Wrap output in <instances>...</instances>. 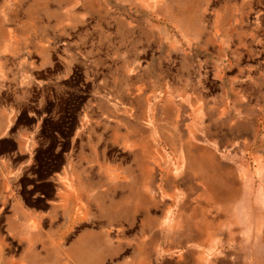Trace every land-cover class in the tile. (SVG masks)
Listing matches in <instances>:
<instances>
[{
    "label": "rangeland",
    "instance_id": "374dc122",
    "mask_svg": "<svg viewBox=\"0 0 264 264\" xmlns=\"http://www.w3.org/2000/svg\"><path fill=\"white\" fill-rule=\"evenodd\" d=\"M217 82L226 117L251 128L238 138L241 233L216 245L203 219L171 226L185 186L160 178L185 173L172 150L186 130L166 142L153 109ZM77 185L97 199H69ZM85 246L86 262L73 256ZM29 252L34 264H264V0H0V264H32Z\"/></svg>",
    "mask_w": 264,
    "mask_h": 264
},
{
    "label": "crops",
    "instance_id": "0c3cea01",
    "mask_svg": "<svg viewBox=\"0 0 264 264\" xmlns=\"http://www.w3.org/2000/svg\"><path fill=\"white\" fill-rule=\"evenodd\" d=\"M198 95L202 96L201 99L196 97ZM158 105L159 108L156 110L154 108L153 113L158 115V121L160 122L158 127L161 130L162 137L166 138V142H169L168 138L178 129L181 132L185 130L187 132H185L187 136L184 133H182L183 137L181 136L184 138L182 139L183 145L172 150L174 153L182 152L186 154L185 173L176 172L160 178L161 182L185 186L184 207H179L172 221L182 220V217L185 216L186 222H188L189 215H191L193 224L196 219L204 220L203 229H199L198 232L206 233L208 242L213 241L217 245L224 241L226 237L229 240L234 239V233H241L240 220H231L233 217L232 209L233 207L235 209L236 203L240 200L238 194L240 188V144L238 138L241 128H251L250 120L234 122L230 117H226L225 87L224 84L219 82L216 85L213 83L202 88V91L201 89L195 90L194 95L190 96L186 93L183 99L172 95L163 97ZM198 137H202L204 141L201 143L197 139ZM190 138H192L191 142L194 147L191 152L192 156L194 155L197 159L203 160L201 162L202 167H198L196 163L197 168L193 172L192 167L190 170L189 159H192V157L189 156L187 143ZM125 171L132 172L129 169H125ZM140 176V174L133 176L136 179L135 183L140 182L138 180ZM208 184H214L212 195L207 192L206 185ZM76 189L78 191L72 190L69 197L72 201H79V193L83 196L86 195L89 200L97 199L90 193L88 185L84 190L85 193L79 192V185L76 186ZM138 190L140 189L137 188L136 191ZM140 194L141 197L139 196L137 199L143 200V194ZM199 208L206 211V213L197 218L194 215L197 214ZM189 211H191V214H189ZM228 225H232V227L237 225V228H229ZM194 226L196 225L194 224ZM179 227H181L179 223L173 226L176 230ZM226 232L228 235L225 237ZM194 237H192V240H194ZM29 254L31 263L34 264V256L37 258L38 255L34 252H29Z\"/></svg>",
    "mask_w": 264,
    "mask_h": 264
},
{
    "label": "bare ground",
    "instance_id": "6f19581e",
    "mask_svg": "<svg viewBox=\"0 0 264 264\" xmlns=\"http://www.w3.org/2000/svg\"><path fill=\"white\" fill-rule=\"evenodd\" d=\"M180 162V161H179ZM184 162V161H183ZM184 164V163H183ZM179 171V170H178ZM213 189V187H212ZM137 205L139 206V204L137 203ZM178 222V220H176V222H172L171 226H175ZM92 236V235H91ZM92 247L94 246H85L83 248L77 249L74 253L73 256H75L76 254H78V259H80V261H84L86 262L90 256H91V252H92ZM208 259V256L203 254L202 255V262L206 261Z\"/></svg>",
    "mask_w": 264,
    "mask_h": 264
}]
</instances>
